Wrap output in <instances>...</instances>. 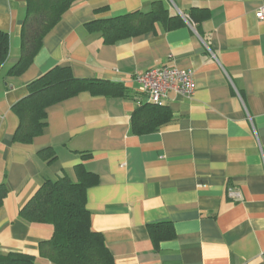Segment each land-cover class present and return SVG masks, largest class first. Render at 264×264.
<instances>
[{"label": "crops", "instance_id": "0c3cea01", "mask_svg": "<svg viewBox=\"0 0 264 264\" xmlns=\"http://www.w3.org/2000/svg\"><path fill=\"white\" fill-rule=\"evenodd\" d=\"M162 1L185 26L108 46L85 24ZM264 0H78L46 36L21 76L26 0H0V31L10 52L0 68V253H26L44 262L39 244L51 226L29 224L20 210L47 180L75 167L99 177L87 191L92 231L104 237L114 264H264ZM207 9L200 24L189 15ZM164 66L192 71L191 100L171 94L173 120L136 136L131 116L141 99L136 76ZM56 67L77 79L123 85L124 99L82 93L47 110L44 134L15 143L13 107L28 86ZM144 102V98H142ZM53 148L56 160L39 153ZM87 155V156H86ZM240 194L232 198L229 190ZM169 223L175 238L157 248L153 224Z\"/></svg>", "mask_w": 264, "mask_h": 264}, {"label": "trees", "instance_id": "16d2710c", "mask_svg": "<svg viewBox=\"0 0 264 264\" xmlns=\"http://www.w3.org/2000/svg\"><path fill=\"white\" fill-rule=\"evenodd\" d=\"M78 0H26V15L22 24L21 58L9 71L10 76H21L34 62L43 48L46 36L60 23L62 17ZM190 19L200 24L210 18L207 9L194 8ZM185 26L184 20L172 14L162 1L152 3L148 11H137L123 16L96 20L85 24L89 34L99 35L108 46L147 34H157ZM10 52V36L0 31V68ZM82 93L106 98L124 99L127 89L105 80H83L74 77L68 67H56L28 86V95L19 101L13 112L19 125L14 142L31 144L42 136L47 127V110L53 105L74 98ZM138 101L139 106L131 116L132 134H152L173 120L169 107L155 106ZM44 161L56 160L53 148L41 151ZM87 156V155H86ZM76 182L64 174L57 180H47L32 199L20 210L19 217L32 225L51 226L52 237L39 244L38 261L26 253H0V264H114L104 237L92 231L91 214L87 209V191L98 185L99 177L86 170L84 165L74 169ZM5 184L0 185V207L7 197ZM150 238L158 248L164 241L175 238L169 223L148 227Z\"/></svg>", "mask_w": 264, "mask_h": 264}, {"label": "built area", "instance_id": "2783aa9c", "mask_svg": "<svg viewBox=\"0 0 264 264\" xmlns=\"http://www.w3.org/2000/svg\"><path fill=\"white\" fill-rule=\"evenodd\" d=\"M259 20L264 21V4L257 11ZM138 92L144 98V103L164 107L173 93L184 99H193L196 93L194 74L192 71L181 70L176 67L164 66L151 69L136 76ZM232 198H240V194L229 190Z\"/></svg>", "mask_w": 264, "mask_h": 264}]
</instances>
